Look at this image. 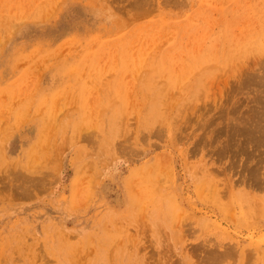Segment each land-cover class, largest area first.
<instances>
[{
	"label": "rangeland",
	"instance_id": "374dc122",
	"mask_svg": "<svg viewBox=\"0 0 264 264\" xmlns=\"http://www.w3.org/2000/svg\"><path fill=\"white\" fill-rule=\"evenodd\" d=\"M0 264H264V0H0Z\"/></svg>",
	"mask_w": 264,
	"mask_h": 264
}]
</instances>
